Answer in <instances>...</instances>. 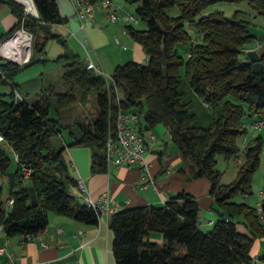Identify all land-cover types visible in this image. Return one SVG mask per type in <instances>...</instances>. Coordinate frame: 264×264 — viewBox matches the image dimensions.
I'll return each instance as SVG.
<instances>
[{
    "label": "trees",
    "instance_id": "obj_1",
    "mask_svg": "<svg viewBox=\"0 0 264 264\" xmlns=\"http://www.w3.org/2000/svg\"><path fill=\"white\" fill-rule=\"evenodd\" d=\"M33 1L38 17L26 14L23 4L7 0L17 18L9 33L22 23L33 33L30 59L18 63L0 55V83L12 85L10 92L0 93V133L13 155L18 156L17 168L9 174L14 187L7 198H3L0 187V225L8 236L37 235L47 227L50 211L88 224L99 221L92 207L71 195V188L78 182L65 155V144L55 140L63 126L69 129L72 125L50 116L53 95L57 96L58 111L75 102L77 96L69 93L71 90L56 93L53 87L43 89L33 100L15 96L19 89L13 83L14 76L42 60L47 41L56 39L63 45L67 42L52 30L53 24L68 23V19L61 17L55 0ZM127 1L138 4L135 14L146 23L143 28L133 24L126 28L143 45L147 61L128 60L115 66L112 77L123 97L121 105L145 112L147 127L162 123L168 128L172 141L190 162L193 177L209 178L218 217L212 229L204 232L199 224V201L185 190L171 195L162 205L123 207L109 218L117 263L264 264V254H251L255 239L264 236V218L256 206L235 200L237 195L253 193L252 181L260 165L263 136L255 137L245 149V161L233 182L221 183V172L216 168L217 154L228 158L240 152L236 139L247 133L246 118L251 122L264 119V54L262 69L254 72L253 63L245 59L243 51L246 44L254 41L245 11L236 9L232 16H227L218 8L208 10L216 3L247 1L264 14V0ZM172 7H177L179 13L170 14L168 9ZM163 51L168 60L166 75L162 70ZM63 58L71 60L63 77L70 84L78 82L84 87L80 97L84 103L90 91L97 93V115L89 123L81 124L84 135L76 142L91 148L92 171L103 172L107 166L106 136L118 108L115 91L104 77L88 69L78 54H64L56 60ZM183 76L211 109L209 125L200 124L193 111L192 101L181 87ZM7 146L0 144V174H5L11 163ZM24 167L31 169L30 185L23 184ZM10 198L14 203L7 211L5 204ZM261 203L264 215V198ZM240 215L252 234L238 229L236 217ZM153 230L163 234L164 243L150 239Z\"/></svg>",
    "mask_w": 264,
    "mask_h": 264
},
{
    "label": "crops",
    "instance_id": "obj_2",
    "mask_svg": "<svg viewBox=\"0 0 264 264\" xmlns=\"http://www.w3.org/2000/svg\"><path fill=\"white\" fill-rule=\"evenodd\" d=\"M113 2L117 3L121 9H128L123 4L124 0H113ZM104 13L102 8L97 9L93 21L85 22L83 25L88 38L87 42L83 41V45L88 51V56L103 69V48L108 50V54L116 65L124 63L128 59L142 62L145 57L147 61V54L143 45L130 32L117 30L115 26L108 25L102 15ZM16 22L17 18L11 12L9 3L2 1L0 3V37L3 35L4 37L8 36L9 32L16 25ZM52 30L61 34L66 39V45H63L56 39H49L40 56L44 60L24 67L14 76L13 83L18 87L19 93L25 98L30 97L31 94L35 96L40 93L46 85L48 86V83L50 84L49 87H54L55 85L52 83V80L45 79L44 73H42V76H38L39 70L32 69L35 64H45L48 59L56 57V60L58 57L66 55L64 52H66L67 48L64 49L60 44L64 47L71 45L70 51L73 52L72 54L78 55L79 49L76 48L75 50L74 47L83 46L67 24H53ZM261 32H264V30ZM115 35L119 37L121 44L123 42L126 47L118 44L116 41L115 44L119 47L116 45L110 46L114 44L112 38ZM256 41L254 40L253 42ZM263 47L264 43L261 44L260 48L262 49ZM91 49L94 51H90ZM94 52L98 60L94 58ZM11 88L12 85L9 83H0V93H8L11 91ZM92 92L95 91L89 92L86 103L80 102L77 96L75 102L80 105L81 109L78 114H65L58 111L59 116L56 118H60L63 123L70 125L78 122L80 127L81 124H87L95 119L97 107L95 108L96 105L92 106V100L96 101L97 93L95 92L91 95ZM144 108H146V105ZM131 109L133 108H128V110ZM140 121L149 147L146 157L151 163V173L156 180L157 189L153 186L142 187L144 180L142 179V169L139 166L119 167L106 161L107 166L105 171L93 172L91 168V148L77 143L70 132V128H62L61 136L66 146L65 155L70 162L73 176L76 179H84L92 197L95 198L102 193H108L111 196V204L117 202L122 208L142 204L162 205L171 195L185 190L194 195L199 201L200 221L204 220L205 222L206 220V223L213 225L218 217V212L214 209L216 204L210 194L209 178L206 176L194 178L190 162L183 157L178 147L172 146L168 150L165 136H170V133L164 124L158 123L153 127H147L146 120L143 123L141 115ZM151 134L155 135V139L150 138ZM167 164H170L172 167L170 171L166 170ZM15 170L10 172V174L14 173ZM26 177L29 178L28 176ZM9 179L10 195L14 186L11 177ZM23 184L30 185V181L29 183L23 182ZM0 187L3 194L2 184ZM71 191L80 194L77 186L72 187ZM110 215L102 214L97 224H88L73 217L50 211L49 223L46 229L31 237L23 235L8 236L0 228V245L6 246L7 250L14 254V259L12 260L6 253L0 255V264H118L113 252L114 232L109 225ZM200 227L202 228V226ZM58 228L62 229L61 233L57 232ZM155 240L158 243L165 242L162 237L159 238L158 236H156ZM259 240L260 238L255 239L251 250V254L254 257L260 251L261 243ZM261 251L264 252V247L261 248Z\"/></svg>",
    "mask_w": 264,
    "mask_h": 264
},
{
    "label": "rangeland",
    "instance_id": "obj_3",
    "mask_svg": "<svg viewBox=\"0 0 264 264\" xmlns=\"http://www.w3.org/2000/svg\"><path fill=\"white\" fill-rule=\"evenodd\" d=\"M115 4L118 5L117 3H115ZM123 4L128 9H126V10L121 9L119 7V5H118V7H119V11L124 16H126L127 13H129L128 11H130V13H132V14H135V9L138 5L137 3H131V2H128L127 0H124ZM214 8L215 9L218 8V9L222 10L227 16H232L236 9H241V10L245 11L250 18V22H251L250 27H251L252 33H259L262 30H264V14L258 13L247 1H242L239 3H230V2L216 3V4H213L212 6H210V8L208 10H212ZM168 12L170 14H178L179 13L177 7L169 8ZM102 15L105 18V21H107V24L115 26L117 30H121V31L125 32V26L130 24V23L126 22L124 18L119 19L118 21H111L107 17L106 13H104ZM145 24L146 23L141 20L138 23H134L133 26L138 27V28H141V27L143 28V27H145ZM5 32H7V31H5ZM261 33H264V32H261ZM116 38H119V37L117 35H115L112 38V42L114 44L110 45L111 47L116 45L115 44ZM254 40H257V41L256 42L252 41L251 43L246 44L244 46L245 49H252V48L258 49L259 47H261V44L263 42L260 41L259 39H256V38H254ZM80 42L83 45V41H81L79 39V43ZM122 44L124 45L123 42H122ZM60 45L64 49L67 48L66 52H64V53L69 54V55H71L73 53L72 51H70V48L72 47L71 45H69L68 47H64L62 44H60ZM117 47H119V46H117ZM74 48H75V50H76V48L79 49L78 53H79L80 59L82 61H85L88 58V51L86 50L84 45L74 47ZM90 51H94V50L91 49ZM102 53H103V57H104V66H103L104 71H105L107 76H111L112 75L111 73L113 72L116 64L112 60V57L108 54V50L103 48ZM55 58L48 59L45 64H43V63L35 64L34 68H32V67L31 68L39 70L40 73L38 74V76H42L43 75L42 73H44L45 79L52 80V83L55 84L53 87V90L56 91V93L68 92L69 90H71L69 93L75 94L76 96H78V100L80 102L84 103V101L80 98L84 94V91H83L84 87L78 82L70 84L63 77V74H64L65 70L67 69L66 64L69 63L71 60L67 59V58H63L61 61H58V60L56 61ZM94 58L96 60H98L95 52H94ZM128 60H133V59H128ZM145 61H146V59L144 57L142 62H145ZM49 86H50V84L48 83V86L46 85L44 87V89H49L50 88ZM181 87L187 93V98L192 101V109L196 113V115L198 116V120H199L200 124H202L204 126L209 125L212 121L211 109L207 108L205 103L193 92V90L189 86V84H188V82L184 76L182 77V80H181ZM94 93L95 92H92L91 95H93ZM33 96L34 95L31 94L30 97H26V98H27V100H33V98H34ZM52 102H53V106H52L51 111H50L51 117L56 118L59 116V113L78 114L79 111H81L80 105L78 103L76 104V102H73V103L71 102V104H69V105L65 104L66 106H63L59 110V113H58L57 96L56 95H53V101ZM93 105L94 106L96 105V101L94 102L92 100V106ZM96 107L97 106H95V108ZM140 115H141L142 122L144 123L145 122V118H144L145 112H141ZM246 122H247V126H248L247 133L239 136L236 139V144H237L238 148L240 149V152L237 155L231 156L228 158L224 154H221V153L217 154L216 168L219 169V171L221 172V183H223V184H229L237 178L239 167L245 161V154H244L245 149L247 148V146L249 144H252L254 142V138L257 137L258 135H262L263 141H264V127L252 128L251 127V120L248 118H246ZM55 140L64 144V140H63L61 135H58L55 138ZM165 141L167 142L166 144L168 145V150H170L172 148V146L177 147V145H175V143L171 140L170 136H168V135L165 136ZM164 144H165V142H164ZM245 145H246V148H245ZM6 148H7V152L9 153V155L12 159H11V163L8 167L7 172L5 174H0V177H1L0 185L2 184V187H3L4 198L5 197L7 198V196L9 195V180H10L9 174H10V172H12L13 170H15L17 168V161L15 159V156L13 155V152L10 150V148L8 146ZM23 179H24V181H23L24 183H29V181H30V179L27 178L26 176H24ZM252 190H253L252 194H250L248 196H243L241 194L237 195L235 197V200L236 201H243L244 200V201L248 202L250 205L257 206L258 203L264 198V147H263L261 155H260V165H259L257 171L255 172L254 176H253ZM236 219L238 220V224H237L238 229L241 232L252 234L249 227L245 224L246 219L244 218L243 215L237 216ZM206 222H207L206 220H205V222H204V220L200 221V226H202V228L201 227L200 228L204 232L210 231L213 227L212 224H209ZM150 235H151L150 236L151 240H153V241H156L155 240L156 236H158L159 238L162 237L163 241L165 240L163 237V234L160 231L153 230L150 232ZM257 238H260L259 242L261 243L260 251H259V254L257 255V256H260V255L264 254V252L261 251V248L264 247V237H257Z\"/></svg>",
    "mask_w": 264,
    "mask_h": 264
},
{
    "label": "built area",
    "instance_id": "obj_4",
    "mask_svg": "<svg viewBox=\"0 0 264 264\" xmlns=\"http://www.w3.org/2000/svg\"><path fill=\"white\" fill-rule=\"evenodd\" d=\"M2 1L7 0H0ZM24 5L25 13L31 14L33 16L38 17V11L35 9L34 11H30L26 5L19 0H15ZM75 7L76 14L78 15L82 26L85 22L93 21L95 11L97 9L102 8L106 13L107 17L111 21H118L119 19H125L126 22L130 24L138 23L140 20L136 14L127 13L124 16L120 11L118 5H116L113 0H70ZM125 31H128L125 26ZM24 33L27 36V45L24 46L22 34ZM117 43L121 44L119 38L115 39ZM126 47L125 45L121 44ZM32 46H33V33L25 28L22 23L20 27L14 29L8 36L0 39V55L9 60H13L18 63H24L28 61L32 54ZM28 49V51H26ZM254 49V48H252ZM251 49L243 48V51L246 52ZM16 55L23 56L24 58L17 59ZM86 67L88 69L93 70L96 74L104 77L109 86L113 87L115 91L116 104L118 105L117 110L114 114V122L113 125L109 127L108 134L106 136L105 141V154L106 161L108 163H113L116 166H139L142 169V179L144 182L142 183V187L146 188L148 186H153L157 189L156 180L151 173V163L147 160V152H148V143L147 138L143 132L141 121H140V112L137 109H125L122 105V95L119 92L118 86L114 81L112 75L107 76L104 69L96 64V62L88 56L86 60ZM16 99H21L23 96L19 93V91H15ZM208 106L207 104H205ZM252 128H262L264 127V119H257L251 122ZM151 139H155V135H150ZM0 143L4 146H7L8 143L5 140L4 136L0 133ZM4 143V144H3ZM246 148V145H245ZM15 157L17 158V153H15ZM165 159V156H164ZM171 165H166V170H171ZM25 176H28L31 172L29 167L23 168ZM78 189L79 193L82 197L85 198V201L88 206L92 207L99 215L102 214H112L113 212L122 208L117 202L111 204V196L108 193H102L98 197H92L88 187L83 178H78ZM14 203V199L10 198L7 200L5 204V208L8 211L11 209ZM165 203V202H164ZM257 212L260 214L261 218H264L263 215V207L261 201L258 203ZM0 228H3L0 225ZM46 229V228H45ZM62 229L58 228L57 232L61 233ZM51 246V244H49ZM6 253L8 257L12 260L14 259V254L7 250L6 246L0 245V255Z\"/></svg>",
    "mask_w": 264,
    "mask_h": 264
},
{
    "label": "water",
    "instance_id": "obj_5",
    "mask_svg": "<svg viewBox=\"0 0 264 264\" xmlns=\"http://www.w3.org/2000/svg\"><path fill=\"white\" fill-rule=\"evenodd\" d=\"M55 2L59 7V12H60L61 17L68 19L67 26L70 28V30L81 41L87 42L88 38H87L86 31L83 28L78 15L76 14V10L72 2L70 0H55ZM34 6H35V3H34ZM35 9H36V6H35ZM252 35L254 36V38L259 39L260 41L264 43V33H252ZM263 54H264V47L262 49L260 47L258 49L257 48L251 49L245 53V59L253 63L254 72H259L262 69L263 62L261 61V57L263 56ZM162 61H163V69H162L163 74L166 75L168 60H167V57L164 51H163ZM63 128H66V127L63 126ZM70 132L73 134L76 141H79L84 135V132L81 129L78 122H76L74 125L70 127ZM71 195L74 198L78 199L82 204L86 203L85 198L82 197L80 194L72 192Z\"/></svg>",
    "mask_w": 264,
    "mask_h": 264
},
{
    "label": "bare ground",
    "instance_id": "obj_6",
    "mask_svg": "<svg viewBox=\"0 0 264 264\" xmlns=\"http://www.w3.org/2000/svg\"><path fill=\"white\" fill-rule=\"evenodd\" d=\"M19 1H22L30 11L35 10L33 0H19ZM22 34H24V33H22ZM22 37H23L24 41L26 40V43L24 42V46H25V45H27V42H28L27 36L24 34V35H22ZM26 51H28V49H26ZM16 57H17V59H21V60L24 58L23 56H18V55H16Z\"/></svg>",
    "mask_w": 264,
    "mask_h": 264
}]
</instances>
